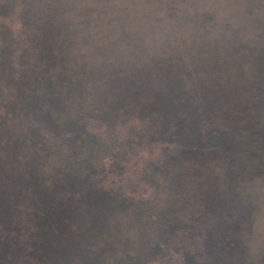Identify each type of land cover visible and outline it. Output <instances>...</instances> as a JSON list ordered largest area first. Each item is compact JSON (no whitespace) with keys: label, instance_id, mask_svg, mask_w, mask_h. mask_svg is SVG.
I'll return each mask as SVG.
<instances>
[{"label":"trees","instance_id":"trees-1","mask_svg":"<svg viewBox=\"0 0 264 264\" xmlns=\"http://www.w3.org/2000/svg\"><path fill=\"white\" fill-rule=\"evenodd\" d=\"M151 1L0 0V264H264V0Z\"/></svg>","mask_w":264,"mask_h":264},{"label":"rangeland","instance_id":"rangeland-1","mask_svg":"<svg viewBox=\"0 0 264 264\" xmlns=\"http://www.w3.org/2000/svg\"><path fill=\"white\" fill-rule=\"evenodd\" d=\"M135 1H136V2H139V1H141V0H135ZM154 1L156 2V1H160V0H153V1H151L150 4L153 5V6H154V3H155ZM200 1H202V0H200ZM157 3H159V2H157ZM205 6H207V8H209V9H212V7H213V6H210V2H207ZM213 9H214V7H213ZM141 10H142V7H141V9H140L139 11H141ZM146 10L148 11V9H146ZM139 11H138V12H139ZM213 11H214L216 14H218V15H219L220 13H222V10H220V8H218V7H215V10H213Z\"/></svg>","mask_w":264,"mask_h":264}]
</instances>
